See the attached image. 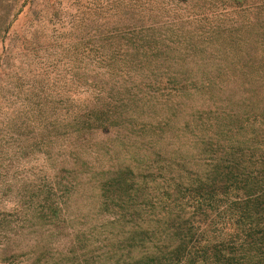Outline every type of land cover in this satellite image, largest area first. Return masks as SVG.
Returning a JSON list of instances; mask_svg holds the SVG:
<instances>
[{"label": "trees", "instance_id": "1", "mask_svg": "<svg viewBox=\"0 0 264 264\" xmlns=\"http://www.w3.org/2000/svg\"><path fill=\"white\" fill-rule=\"evenodd\" d=\"M254 3L107 0L85 41L4 42L0 264H264Z\"/></svg>", "mask_w": 264, "mask_h": 264}, {"label": "rangeland", "instance_id": "2", "mask_svg": "<svg viewBox=\"0 0 264 264\" xmlns=\"http://www.w3.org/2000/svg\"><path fill=\"white\" fill-rule=\"evenodd\" d=\"M11 1L13 0H0V19L6 15V11L8 13L14 8L13 6L10 10V6H8V2ZM253 1H255L251 8L253 13L251 12L249 17L246 14L248 10H244L245 30L252 26L264 29V0H250V3ZM20 5L21 12L10 30L6 42H2L3 37L2 34L0 35V56L4 42L9 45L18 34H22L26 40L42 44L56 43L57 41L73 43L79 40L85 41L92 27L96 30L102 29L107 14H113L111 23L118 19V8L115 6L107 13V0H19L18 7ZM238 9L240 8L225 10L235 11ZM232 11H229L225 16L228 22H231L232 13L230 12ZM175 14L178 15L176 21L180 23L185 17L184 4L176 1L175 6L169 9V16ZM165 22H162L164 26H171ZM181 71L183 72L184 69Z\"/></svg>", "mask_w": 264, "mask_h": 264}]
</instances>
